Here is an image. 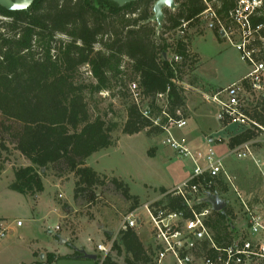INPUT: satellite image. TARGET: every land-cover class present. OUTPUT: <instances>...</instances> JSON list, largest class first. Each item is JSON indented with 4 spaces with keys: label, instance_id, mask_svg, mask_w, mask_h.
Returning a JSON list of instances; mask_svg holds the SVG:
<instances>
[{
    "label": "trees",
    "instance_id": "obj_1",
    "mask_svg": "<svg viewBox=\"0 0 264 264\" xmlns=\"http://www.w3.org/2000/svg\"><path fill=\"white\" fill-rule=\"evenodd\" d=\"M156 1L138 0L120 7L111 0H35L27 11L15 12L0 6V125L6 126L16 151L30 163L14 171L13 191L33 197L44 190L45 178L62 181L73 175L75 203L84 197L95 200V189L110 184L131 202L130 211L140 207L127 184L87 165L93 154L116 144L112 135L116 124L92 116L88 95L113 91L116 86L123 98L131 99L125 135L144 130L163 134L150 120L159 119L165 125L163 111L175 118L181 111L187 117L185 90L179 82L183 67L193 62L191 41L187 35L176 42L164 36L184 22L190 27L200 22L207 6L202 0H175L176 10L164 9L159 29L152 21ZM209 1L223 19L235 2ZM255 23H264V17ZM171 52L183 61H171ZM261 59L264 61V50ZM84 68L91 75L90 83L79 79ZM132 84L141 92L140 105L131 95ZM160 96H165V103ZM143 109L150 110V119ZM250 137L240 134L229 146ZM223 191L228 188L224 186ZM166 192L161 189L162 194ZM166 202L172 210L182 208L177 198L167 197ZM62 210L67 214L70 207L62 204ZM232 213L228 207L215 212L211 227L218 243L229 238ZM105 235L111 238L109 233ZM112 250L125 255L124 264H154L136 230L121 231ZM74 257L82 254L75 252L67 259ZM57 260L50 254L47 264ZM98 264L121 263L109 254L104 259L98 256Z\"/></svg>",
    "mask_w": 264,
    "mask_h": 264
},
{
    "label": "rangeland",
    "instance_id": "obj_2",
    "mask_svg": "<svg viewBox=\"0 0 264 264\" xmlns=\"http://www.w3.org/2000/svg\"><path fill=\"white\" fill-rule=\"evenodd\" d=\"M168 37L173 42L181 39L176 31L164 36ZM187 37L191 41L193 62L183 67L179 83L185 90V115L189 123L175 135L178 140L190 141L200 132L206 134L215 129L216 133L221 128L215 120V108L205 101V97L229 86L245 75L249 68L241 61L238 51L221 36L219 39L217 32L207 29L205 24L194 23ZM173 56L175 54L171 52L168 58L172 59ZM90 76L87 68H84L80 71L79 79L90 83L93 81ZM118 90L115 86L113 91L88 95L92 116H100L108 123L116 124L112 133L116 144L93 154L87 160V165L99 174L123 181L128 185L130 194L138 197V215L143 223L136 231L145 248H148L151 226L148 225L143 206L159 197L161 189L184 182L192 173L193 165L164 144V134H149L148 130L133 136L123 134L127 110L132 101L123 98ZM5 128V125H0V168L4 169L0 170V224L7 227L8 233L0 242V264H29L33 260L46 264L50 254L58 257L55 264H95L86 259L71 261L72 258L67 257L82 250L94 254L93 248L102 243L103 233L106 244L108 239L105 234H116L123 217L131 210V202L108 184L95 189V200L84 197L75 203L73 175L63 178L61 182L44 179V190L34 197L13 191L10 185L14 182V171L30 163L16 151L14 140ZM236 128L215 134V138L223 136L220 140H228L229 135L231 137L238 132ZM261 160L264 158L261 157ZM243 161L250 164H242ZM227 162L228 165L233 163L235 171L245 172L242 179L246 189L257 195L264 194V180L258 175L259 170L252 160H239L233 156ZM223 187H219L218 195L230 202L228 210L233 211V215L239 211V202L231 190L224 192ZM59 194L63 199L59 198ZM58 201L70 207L67 219ZM18 221L22 222L23 228L17 226ZM110 255L124 264V254L118 255L112 250Z\"/></svg>",
    "mask_w": 264,
    "mask_h": 264
},
{
    "label": "built area",
    "instance_id": "obj_3",
    "mask_svg": "<svg viewBox=\"0 0 264 264\" xmlns=\"http://www.w3.org/2000/svg\"><path fill=\"white\" fill-rule=\"evenodd\" d=\"M202 1L207 7L199 16L200 22L235 48L241 61L249 68L241 79L206 96L205 101L215 108V120L222 130L231 127L239 129L232 138L244 133L251 135L247 141L231 148L228 156L252 160L264 179V170H261L264 168V160L259 159L255 152L258 145L264 146V61L261 59L264 23H255L264 17V0H235L226 19L220 16L209 0ZM216 1L213 0L214 3ZM189 28V22H184L176 32L185 38ZM171 61L181 63L183 58L175 55ZM130 92L136 104L140 105L141 92L136 84L130 86ZM164 98L160 96L162 103H165ZM142 112L150 119V110L143 109ZM162 113L167 119L165 125L159 119L150 120L154 126L163 129L166 136L164 144L178 156L188 159L193 165V171L184 182L143 206L148 216V225L151 226L148 232L150 245L147 249L152 254L153 263L264 264L262 203L255 194H247L237 186L236 178L226 168L225 158L214 147L193 150L186 140L176 138L175 132L188 126V120L181 111L176 113L178 118L165 111ZM222 186L236 195L239 211L229 216L232 224L229 238L218 243L211 221L217 212L214 202L220 198L218 189ZM167 197L179 199L182 208L172 210L166 202ZM59 198H62L61 194ZM226 202L228 207L230 202ZM139 209L123 217L120 228L106 244L97 245V251L103 254L102 259L112 252L121 231L136 230L143 223L138 215ZM22 225V222H17L18 227ZM7 233V228L0 229V242Z\"/></svg>",
    "mask_w": 264,
    "mask_h": 264
},
{
    "label": "crops",
    "instance_id": "obj_4",
    "mask_svg": "<svg viewBox=\"0 0 264 264\" xmlns=\"http://www.w3.org/2000/svg\"><path fill=\"white\" fill-rule=\"evenodd\" d=\"M244 76V75H243ZM242 76V77H243ZM242 77H240L239 79H241ZM238 79V80H239ZM238 80H236V81H238ZM235 82V81H234ZM232 84V83H231ZM224 88V87H223ZM188 123H189V120H188ZM200 122H198V124H199ZM219 130H217L216 131V133H214V130H213V132H210V133H206L205 134V132H200L197 136H195L192 140H190V141H186L187 142V144H188V146H189V148H191V149H193V150H196V149H206L207 147H209V146H212V147H214L215 149H216V151L218 152V154L220 155V156H222V157H224L225 158V165H226V168H227V170L229 171V173L232 175V176H234L235 178H236V184H237V186L242 190V191H244L245 193H247V194H249V193H253V194H255L253 191H249L248 189H246L243 185V174H245V172H238V171H235L234 170V166H233V163H232V165H228L227 163V160H229V159H231V157H229L228 156V154H229V150L231 149V147L229 146V142L233 139L232 137H230V135L228 136V138L230 139H228V140H226L225 139V141L223 140H220L221 138H223V136H221V138H215L216 136H215V134H218V133H220V132H224V130H222L220 127L218 128ZM182 131V130H181ZM228 131V130H227ZM177 132V131H176ZM175 132V133H176ZM210 136H209V135ZM176 136V135H175ZM208 137H211V139H209V140H207V138ZM213 137V138H212ZM176 138H178L177 136H176ZM235 138V137H234ZM213 142V143H212ZM212 143V144H211ZM255 152H256V155L258 156V158L259 159H261V157H263L264 158V146H257L256 148H255ZM242 164H250L248 161H243L242 162ZM28 166V165H27ZM26 167V166H25ZM257 171V170H256ZM243 173V174H242ZM257 173H258V175L261 177V175H260V173L257 171ZM47 178H51L53 181H57V182H61V181H59V180H55V179H53L52 177H47ZM262 178V177H261ZM46 179V178H45ZM263 179V178H262ZM264 180V179H263ZM44 182V181H43ZM175 186H173L172 188H174ZM172 188H169V189H166L165 188V190H171ZM60 195V194H59ZM58 195V196H59ZM255 196L258 198V201H260L261 203H262V205H263V208H264V194L261 196V195H257V194H255ZM34 197V196H33ZM158 198V197H157ZM157 198H155V199H157ZM61 199H63V198H61ZM155 199H153V200H155ZM58 203L61 205V208H62V202L60 203V201H58ZM65 204V203H64ZM264 211V210H263ZM64 212V211H63ZM64 214H65V219H67L68 218V214H66L65 212H64ZM24 227V225H22L21 227H19V228H23ZM1 228H7V227H3V225H1L0 224V229ZM100 228V227H99ZM103 237H104V233H103ZM103 237H102V243H99V244H105L104 242H103ZM78 241V240H77ZM76 241V242H77ZM76 242H75V244H76ZM63 243H67V241H63ZM143 243V242H142ZM74 244V243H73ZM98 244V245H99ZM93 252H94V254L95 255H97V260H90V259H86V258H84L83 256L81 257V258H79V257H74V258H72V260L71 261H78V259H86V260H89V261H92V262H94L95 264H98V256H102L103 257V255H102V253L101 252H98L97 251V246L95 247L94 246V248H93ZM91 254H93V253H91ZM29 264H42V263H39L38 261H35V260H33V261H31ZM43 264H45V263H43ZM47 264V263H46ZM55 264V263H54Z\"/></svg>",
    "mask_w": 264,
    "mask_h": 264
},
{
    "label": "water",
    "instance_id": "obj_5",
    "mask_svg": "<svg viewBox=\"0 0 264 264\" xmlns=\"http://www.w3.org/2000/svg\"><path fill=\"white\" fill-rule=\"evenodd\" d=\"M112 2L118 4L120 7H124L127 4L136 2L138 0H111ZM35 2V0H0V6L6 9L7 11H27ZM177 4L175 0H158L154 4L153 12L154 16L152 17L153 22H157L159 29H161L162 22L164 21V9L176 10ZM227 202L220 198H217L214 202L215 211L220 212L226 209ZM109 233L110 236L113 233ZM82 256L86 259L97 260V255L86 253L84 250L81 252Z\"/></svg>",
    "mask_w": 264,
    "mask_h": 264
}]
</instances>
